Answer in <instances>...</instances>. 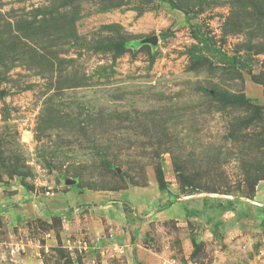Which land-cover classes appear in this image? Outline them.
Wrapping results in <instances>:
<instances>
[{"label": "rangeland", "instance_id": "rangeland-1", "mask_svg": "<svg viewBox=\"0 0 264 264\" xmlns=\"http://www.w3.org/2000/svg\"><path fill=\"white\" fill-rule=\"evenodd\" d=\"M33 195L0 264H264V0H0V207Z\"/></svg>", "mask_w": 264, "mask_h": 264}, {"label": "crops", "instance_id": "crops-1", "mask_svg": "<svg viewBox=\"0 0 264 264\" xmlns=\"http://www.w3.org/2000/svg\"><path fill=\"white\" fill-rule=\"evenodd\" d=\"M132 189H140L139 187H129L127 189H122V190H115V191H107V192H98V191H80L76 190L73 187H68L64 189V193H62V196L60 199L64 200V203L61 202L60 209L61 211H64V217H69V211L73 209V211H80L84 212L85 215L91 219L94 211V203L102 201L103 199L107 198L110 200L108 203L105 204V208L108 209L110 212V207H114L117 209L118 207H121L124 203H130L132 206L135 208L136 211L138 210H143V204L134 202V199L129 196V197H124L123 193L127 191H132ZM146 194L148 199L153 200V201H159L160 202H167L171 200V196L167 193H165L164 190L158 189V188H149V187H143L142 188ZM17 196V194H15ZM47 196L42 197V196H37L33 195L30 196V204H25L21 205L17 208L13 207H0V220L5 224V229L8 231L10 236L12 237L13 235V227L19 225V223H22V220L24 219H30L31 217H35L36 215V210L39 212V216L43 215L46 218H49V208H54L52 206V202L49 201H42ZM159 198V199H158ZM113 202L117 203V206H114ZM46 203V204H45ZM45 204V205H44ZM89 204H92L90 207ZM29 205H33L35 208H26ZM148 205V204H147ZM22 206H26L24 209H22ZM40 206V208L38 207ZM176 209L181 212L183 209V206L179 203L176 202ZM88 210V211H87ZM177 213V214H179ZM91 224V223H90ZM15 235V234H14ZM6 241L0 240V246H2ZM14 243V244H13ZM10 247H11V253L12 255L15 254V250L22 249L21 251H26V247L28 245V241H25L23 238H17L14 241L10 240L9 242ZM27 254V251H26ZM26 256V255H24Z\"/></svg>", "mask_w": 264, "mask_h": 264}, {"label": "water", "instance_id": "water-1", "mask_svg": "<svg viewBox=\"0 0 264 264\" xmlns=\"http://www.w3.org/2000/svg\"><path fill=\"white\" fill-rule=\"evenodd\" d=\"M156 39H157V38L154 36V37H152L150 40H151L152 42H155ZM66 183H67L68 185H73V184L75 183V181H74V180H67Z\"/></svg>", "mask_w": 264, "mask_h": 264}, {"label": "trees", "instance_id": "trees-1", "mask_svg": "<svg viewBox=\"0 0 264 264\" xmlns=\"http://www.w3.org/2000/svg\"><path fill=\"white\" fill-rule=\"evenodd\" d=\"M161 189H165V188H161ZM234 202L232 201V200H230L229 202H228V208H230V209H232V210H234Z\"/></svg>", "mask_w": 264, "mask_h": 264}]
</instances>
